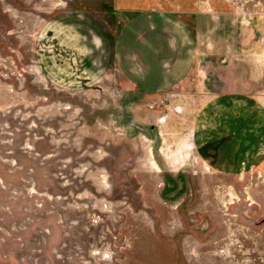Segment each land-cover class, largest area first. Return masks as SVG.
I'll list each match as a JSON object with an SVG mask.
<instances>
[{
    "label": "rangeland",
    "instance_id": "obj_1",
    "mask_svg": "<svg viewBox=\"0 0 264 264\" xmlns=\"http://www.w3.org/2000/svg\"><path fill=\"white\" fill-rule=\"evenodd\" d=\"M0 264H264V0H0Z\"/></svg>",
    "mask_w": 264,
    "mask_h": 264
},
{
    "label": "bare ground",
    "instance_id": "obj_2",
    "mask_svg": "<svg viewBox=\"0 0 264 264\" xmlns=\"http://www.w3.org/2000/svg\"><path fill=\"white\" fill-rule=\"evenodd\" d=\"M90 183V182H89ZM212 194V193H211ZM158 205V204H157ZM124 208V207H123ZM128 208V207H127ZM123 210V209H122ZM125 211V210H124ZM131 214V213H130ZM114 218V217H113ZM115 221V220H114Z\"/></svg>",
    "mask_w": 264,
    "mask_h": 264
}]
</instances>
